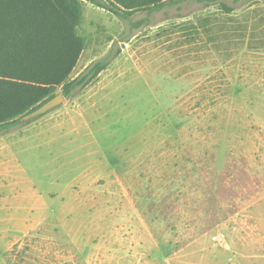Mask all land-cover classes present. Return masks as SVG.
Returning a JSON list of instances; mask_svg holds the SVG:
<instances>
[{"label": "rangeland", "instance_id": "374dc122", "mask_svg": "<svg viewBox=\"0 0 264 264\" xmlns=\"http://www.w3.org/2000/svg\"><path fill=\"white\" fill-rule=\"evenodd\" d=\"M224 1L81 0L107 64L0 135V264H264V0Z\"/></svg>", "mask_w": 264, "mask_h": 264}, {"label": "trees", "instance_id": "16d2710c", "mask_svg": "<svg viewBox=\"0 0 264 264\" xmlns=\"http://www.w3.org/2000/svg\"><path fill=\"white\" fill-rule=\"evenodd\" d=\"M109 1L130 12L159 9L177 0ZM206 1L219 2L227 10L233 7L224 0ZM80 4L81 0H0V135L19 123L17 116L54 96L57 87L65 97L73 96L105 68L107 61L100 59L70 77L84 47L76 33ZM13 250L24 252L18 244Z\"/></svg>", "mask_w": 264, "mask_h": 264}, {"label": "water", "instance_id": "95a60500", "mask_svg": "<svg viewBox=\"0 0 264 264\" xmlns=\"http://www.w3.org/2000/svg\"><path fill=\"white\" fill-rule=\"evenodd\" d=\"M65 96L62 92H58L54 96L48 98L47 100L40 103L34 109L30 110L29 112L25 113L20 117L21 122H27L32 120L42 114L47 113L48 111L58 107L59 105L65 102Z\"/></svg>", "mask_w": 264, "mask_h": 264}, {"label": "crops", "instance_id": "0c3cea01", "mask_svg": "<svg viewBox=\"0 0 264 264\" xmlns=\"http://www.w3.org/2000/svg\"><path fill=\"white\" fill-rule=\"evenodd\" d=\"M46 114V113H45ZM45 114H43L42 115V118L43 119H40V121H38V125H40V124H42V123H45V122H47V121H49L50 120V118L53 116H51V117H43V116H47V115H45ZM37 122V121H36ZM33 123L30 127H28V129L29 130H31L32 128H36V126H37V123ZM5 158V157H4ZM7 159V158H6ZM9 160V159H8Z\"/></svg>", "mask_w": 264, "mask_h": 264}, {"label": "built area", "instance_id": "2783aa9c", "mask_svg": "<svg viewBox=\"0 0 264 264\" xmlns=\"http://www.w3.org/2000/svg\"><path fill=\"white\" fill-rule=\"evenodd\" d=\"M213 239H214L215 241H219V240H220V238H218L217 236H213Z\"/></svg>", "mask_w": 264, "mask_h": 264}]
</instances>
